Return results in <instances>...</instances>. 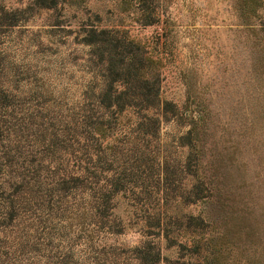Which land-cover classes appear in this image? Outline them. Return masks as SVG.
<instances>
[{
    "label": "trees",
    "instance_id": "trees-1",
    "mask_svg": "<svg viewBox=\"0 0 264 264\" xmlns=\"http://www.w3.org/2000/svg\"><path fill=\"white\" fill-rule=\"evenodd\" d=\"M82 1L0 5V264H162L159 239L175 247L173 264H230L218 258L213 221L187 209L225 189L199 171L206 112L190 118L174 143L185 155L173 157L159 115L177 110L160 99V59L144 43L119 26H82L77 42L93 68L75 96L10 50L26 9ZM129 1L142 23L159 20L147 0ZM133 217L145 238L115 241Z\"/></svg>",
    "mask_w": 264,
    "mask_h": 264
},
{
    "label": "rangeland",
    "instance_id": "rangeland-1",
    "mask_svg": "<svg viewBox=\"0 0 264 264\" xmlns=\"http://www.w3.org/2000/svg\"><path fill=\"white\" fill-rule=\"evenodd\" d=\"M31 0H0L8 8ZM159 20L144 24L129 0H84L24 11L20 31L11 29L12 53L36 68L46 86L75 96L90 76L89 47L77 42L86 23L126 28L160 59V99L176 114L160 117V137L173 157L182 158L177 137L190 118L205 113L199 127L200 174L222 194L187 207L212 222L221 263L264 264V0H147ZM156 15V16H157ZM215 190V188H214ZM217 192V191H216ZM120 215L130 212L118 202ZM113 236L121 244L140 243V220ZM254 228V233L251 230ZM156 240V239H155ZM173 264L175 247L158 240ZM185 258V257H184ZM172 261V262H171Z\"/></svg>",
    "mask_w": 264,
    "mask_h": 264
}]
</instances>
